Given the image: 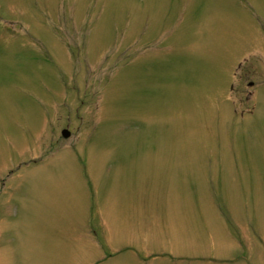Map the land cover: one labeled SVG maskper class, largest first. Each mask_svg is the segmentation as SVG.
Segmentation results:
<instances>
[{"label": "rangeland", "instance_id": "rangeland-1", "mask_svg": "<svg viewBox=\"0 0 264 264\" xmlns=\"http://www.w3.org/2000/svg\"><path fill=\"white\" fill-rule=\"evenodd\" d=\"M0 264H264V0H0Z\"/></svg>", "mask_w": 264, "mask_h": 264}, {"label": "water", "instance_id": "water-1", "mask_svg": "<svg viewBox=\"0 0 264 264\" xmlns=\"http://www.w3.org/2000/svg\"><path fill=\"white\" fill-rule=\"evenodd\" d=\"M62 134L64 137H68L70 135V132L68 130H63Z\"/></svg>", "mask_w": 264, "mask_h": 264}]
</instances>
